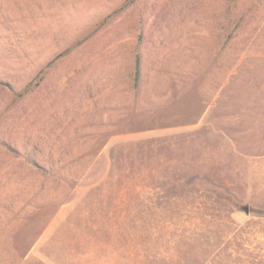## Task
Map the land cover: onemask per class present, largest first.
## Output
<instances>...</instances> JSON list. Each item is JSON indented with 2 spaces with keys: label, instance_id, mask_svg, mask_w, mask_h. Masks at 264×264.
Returning a JSON list of instances; mask_svg holds the SVG:
<instances>
[{
  "label": "rangeland",
  "instance_id": "obj_1",
  "mask_svg": "<svg viewBox=\"0 0 264 264\" xmlns=\"http://www.w3.org/2000/svg\"><path fill=\"white\" fill-rule=\"evenodd\" d=\"M253 1L0 0V264H264Z\"/></svg>",
  "mask_w": 264,
  "mask_h": 264
},
{
  "label": "trees",
  "instance_id": "obj_2",
  "mask_svg": "<svg viewBox=\"0 0 264 264\" xmlns=\"http://www.w3.org/2000/svg\"><path fill=\"white\" fill-rule=\"evenodd\" d=\"M259 1H260L259 3H256L255 1H253L252 5L256 6L257 8H261L262 10H264V0H259ZM242 17H243V15L234 14L231 17L230 21L232 22L233 19H237V23H241ZM160 29H162V28L158 27V31H160ZM226 30H227V27H224L223 31L225 32ZM146 34H147V32L139 34V40L134 47V53H135L134 81H135V87L137 89H139V87H140L141 76L143 75V71L145 69V55L149 52V51H146V48L147 47H149V48L155 47L154 45L153 46L150 45V43H154V42H153V40L148 39V36ZM162 43H163V41H162V39H160L158 44L161 46ZM33 147L37 148L38 144H34Z\"/></svg>",
  "mask_w": 264,
  "mask_h": 264
}]
</instances>
